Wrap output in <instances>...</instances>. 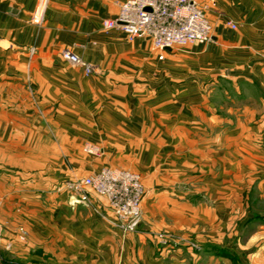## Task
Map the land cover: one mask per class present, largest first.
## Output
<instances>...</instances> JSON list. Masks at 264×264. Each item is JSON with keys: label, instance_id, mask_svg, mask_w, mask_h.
<instances>
[{"label": "crops", "instance_id": "1", "mask_svg": "<svg viewBox=\"0 0 264 264\" xmlns=\"http://www.w3.org/2000/svg\"><path fill=\"white\" fill-rule=\"evenodd\" d=\"M125 1L0 0V264H264V0L164 58L104 28ZM103 168L141 175L139 228L67 188Z\"/></svg>", "mask_w": 264, "mask_h": 264}, {"label": "built area", "instance_id": "2", "mask_svg": "<svg viewBox=\"0 0 264 264\" xmlns=\"http://www.w3.org/2000/svg\"><path fill=\"white\" fill-rule=\"evenodd\" d=\"M49 0H38L37 13L42 12ZM202 5L198 0H126L121 4L119 13L114 18L104 21L106 30L119 28L130 39L145 35L151 40L152 48L164 58L167 49H180L191 45L206 44L213 38V25L207 16V9L215 5ZM228 25L236 29L237 24L229 21ZM34 52V49H31ZM64 60L84 68L85 74L95 72V65L85 61L71 50L62 52ZM89 152L97 151L93 146ZM67 188L89 199L88 188L106 198V218L124 231L137 228L142 218V202L145 188L138 172L121 168H103L88 177L67 182ZM3 199L0 197V211ZM2 225L0 222V237ZM162 242L165 237L159 234Z\"/></svg>", "mask_w": 264, "mask_h": 264}, {"label": "water", "instance_id": "3", "mask_svg": "<svg viewBox=\"0 0 264 264\" xmlns=\"http://www.w3.org/2000/svg\"><path fill=\"white\" fill-rule=\"evenodd\" d=\"M140 225H141V221L137 224V228H139L140 227Z\"/></svg>", "mask_w": 264, "mask_h": 264}]
</instances>
